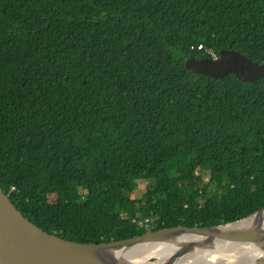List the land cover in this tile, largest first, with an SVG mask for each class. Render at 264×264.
I'll use <instances>...</instances> for the list:
<instances>
[{"label":"trees","instance_id":"16d2710c","mask_svg":"<svg viewBox=\"0 0 264 264\" xmlns=\"http://www.w3.org/2000/svg\"><path fill=\"white\" fill-rule=\"evenodd\" d=\"M220 50L264 62V0H0V189L86 244L255 213L264 78L184 67Z\"/></svg>","mask_w":264,"mask_h":264},{"label":"water","instance_id":"95a60500","mask_svg":"<svg viewBox=\"0 0 264 264\" xmlns=\"http://www.w3.org/2000/svg\"><path fill=\"white\" fill-rule=\"evenodd\" d=\"M184 66L193 73L213 79H222L232 74L244 82L253 83L264 78V62H252L234 50H220L212 58L190 57ZM262 209L264 207L241 220L212 227L177 226L149 231L125 240L86 244L67 241L41 230L27 220L0 189V264H131L107 258L105 252L133 247L140 243L163 246L180 234L192 238L162 249L163 261L159 264H219L218 260L223 256L216 244L228 247L249 245L261 247L264 244V231L260 229L224 230ZM213 256H219V259L212 261ZM238 256L244 263L248 259L242 252ZM150 260L151 263L158 262L154 257ZM256 264H264V259H258Z\"/></svg>","mask_w":264,"mask_h":264},{"label":"bare ground","instance_id":"6f19581e","mask_svg":"<svg viewBox=\"0 0 264 264\" xmlns=\"http://www.w3.org/2000/svg\"><path fill=\"white\" fill-rule=\"evenodd\" d=\"M248 229H260L264 231V209L246 220L226 227L224 230L239 231ZM191 238V236L180 234L172 242L163 244V246H152L150 244L140 243L129 248L123 247L121 249L107 251L105 252V255L108 256L107 258L122 260L131 264H159V262L163 261V256L161 253L162 249L173 244L184 242ZM216 247L220 250L223 258L219 259V256H213L212 261L215 259H219V264H233L229 262V259L238 256L241 252L248 256V259L245 261V263L242 264H256L258 259H264V244L261 247H258L256 245H249L246 247H228L216 244ZM152 257L156 258L158 262L151 263L152 261L150 260V258Z\"/></svg>","mask_w":264,"mask_h":264},{"label":"rangeland","instance_id":"374dc122","mask_svg":"<svg viewBox=\"0 0 264 264\" xmlns=\"http://www.w3.org/2000/svg\"><path fill=\"white\" fill-rule=\"evenodd\" d=\"M196 174H197V172H196ZM148 179H150V178L149 177H146V178H143L142 179V176L141 175H137L136 181H135L137 194L135 196H133V198H136L138 196V194L141 195V193L143 194L145 192V190L147 188V185H148V182H147ZM207 180H208V178L205 177V181H207ZM53 199H54V197L51 198V200H53ZM239 259H240V256H236V257L230 258L229 259V262H231L233 264H238V263L239 264H242V263H244V262L240 261ZM151 260L153 261L154 259H151Z\"/></svg>","mask_w":264,"mask_h":264},{"label":"clouds","instance_id":"9594fccd","mask_svg":"<svg viewBox=\"0 0 264 264\" xmlns=\"http://www.w3.org/2000/svg\"><path fill=\"white\" fill-rule=\"evenodd\" d=\"M234 51H236V50H234ZM238 52H239V51H238ZM218 53H219V52H218ZM218 53H217V54H218ZM217 54H216V55H217ZM216 55H212L211 57H205V58H212V57H215ZM242 55H243V54H242ZM244 56H245V55H244ZM246 57H247V56H246ZM189 58H190V57H189ZM193 58H194V57H193ZM247 58H248V57H247ZM196 59H197V58H196ZM200 59H202V58H200ZM248 59H249V58H248ZM186 60H187V59H186ZM186 60H185V61H186ZM251 61H252V60H251ZM252 62H254V61H252ZM184 63H185V62H184ZM257 63H259V62H257ZM261 63H263V62H261ZM184 67H185V66H184ZM189 71H190V70H189ZM191 72H192V71H191ZM192 73H193V72H192ZM194 74H196V73H194ZM197 75H200V74H197ZM202 76H203V75H202ZM205 77H207V76H205ZM226 77H227V76H226ZM208 78H209V77H208ZM224 78H225V77H224ZM211 79H213V78H211ZM222 79H223V78H222ZM237 79H239V78H237ZM216 80H217V79H216ZM240 80H241V79H240ZM241 81H242V80H241ZM242 82H244V81H242ZM256 82H258V81H256ZM246 83H249V82H246ZM253 83H255V82H253ZM146 220H148V223H147V224H146V222H145ZM150 222H151V219H145L144 221H140V222H139V225H140V226H145V227H146V226H148V224H149ZM148 232H149V231H148ZM144 234H145V233H144Z\"/></svg>","mask_w":264,"mask_h":264},{"label":"built area","instance_id":"2783aa9c","mask_svg":"<svg viewBox=\"0 0 264 264\" xmlns=\"http://www.w3.org/2000/svg\"><path fill=\"white\" fill-rule=\"evenodd\" d=\"M145 222H146V224H147V223H148V220H146Z\"/></svg>","mask_w":264,"mask_h":264}]
</instances>
